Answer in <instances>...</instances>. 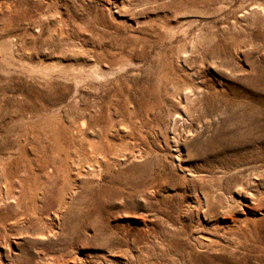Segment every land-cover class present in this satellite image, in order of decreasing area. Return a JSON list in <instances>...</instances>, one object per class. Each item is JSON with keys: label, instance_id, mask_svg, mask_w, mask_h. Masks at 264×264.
I'll use <instances>...</instances> for the list:
<instances>
[{"label": "rangeland", "instance_id": "obj_1", "mask_svg": "<svg viewBox=\"0 0 264 264\" xmlns=\"http://www.w3.org/2000/svg\"><path fill=\"white\" fill-rule=\"evenodd\" d=\"M0 264H264V0H0Z\"/></svg>", "mask_w": 264, "mask_h": 264}]
</instances>
